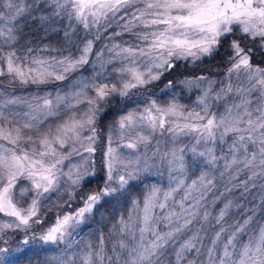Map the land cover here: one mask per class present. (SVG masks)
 Listing matches in <instances>:
<instances>
[{
    "label": "snow or ice",
    "instance_id": "1",
    "mask_svg": "<svg viewBox=\"0 0 264 264\" xmlns=\"http://www.w3.org/2000/svg\"><path fill=\"white\" fill-rule=\"evenodd\" d=\"M51 2L55 15H66L89 35L95 29V35L82 42L78 56L29 61L27 55L4 52V45L14 47L17 36L2 23L15 20L29 6L24 0H5L10 15L0 11V242L8 244V237L19 245L0 247V264L4 254L15 250L23 256V249L37 240L66 245L41 264H165L170 254L175 264H264V223H254L264 209V194L259 204L242 212L241 203L225 196L234 189L250 193L264 181V59L256 62V53L264 58V0ZM40 19L47 22L48 17ZM114 28L118 30L108 36ZM72 35L65 32L69 43ZM124 35L130 39L122 40ZM102 38L109 42L96 50ZM209 58L217 67L225 65L218 89L213 88L211 65L205 64ZM189 59L194 66L185 64L186 75L179 78L177 62ZM89 64L92 76L70 80ZM242 76L246 84L240 82ZM161 81V94L170 100L161 104L149 99L142 109L124 112L105 126L102 136L96 125L105 102L127 100ZM55 82H63L68 91L56 87L55 95L27 98L9 92ZM205 82L208 87L193 108L179 102L176 88L183 92ZM84 104L88 107L80 111ZM156 133L166 135L172 146L160 152L158 141L151 156L139 154ZM188 153L198 175L189 173ZM157 155L168 170L169 186L146 185L142 198L130 200L126 215L114 218L107 234L73 240L71 230L101 202H110L107 198L117 191L113 184L130 192V181L151 174ZM73 158L78 162L72 163ZM101 172L102 181L90 187ZM242 174L244 180L239 179ZM66 187L74 190L68 199L52 202L53 196L61 199ZM76 199L80 206L73 210ZM46 201L57 209L54 218ZM209 203L219 211L209 210ZM43 250L26 248L37 258Z\"/></svg>",
    "mask_w": 264,
    "mask_h": 264
},
{
    "label": "trees",
    "instance_id": "2",
    "mask_svg": "<svg viewBox=\"0 0 264 264\" xmlns=\"http://www.w3.org/2000/svg\"><path fill=\"white\" fill-rule=\"evenodd\" d=\"M24 4L29 6V10L23 13L21 16L17 17L12 21H3L6 27H13L14 34L17 36V40L14 42V47H9L4 45V52L15 51L18 57H24L27 55L28 59H31V56L36 54H41L43 56H61L66 54H72L75 52V49L78 43L83 39V35L77 32V37L74 41L69 43V39L65 37V32H70L71 27H76L75 21H69L67 16L64 14L54 16L56 11L55 5L52 4L50 0L43 5H39L37 0H24ZM39 9V10H38ZM0 11L4 12L6 15H10L7 7H5V0H0ZM48 17L47 22H42L41 17ZM71 24V27L69 25ZM128 36L124 35L123 37ZM126 40V39H125ZM128 40V39H127ZM28 49H32V52L29 53ZM218 59V58H217ZM261 59H264L260 56L259 53H256V62L259 63ZM205 64L211 65V71L213 75L212 79L218 80L225 72V65L216 66V61L209 58L205 61ZM166 80V78H165ZM165 81L157 82L158 85H162ZM157 100L160 99H171V96H162L159 89H156V94L152 95ZM179 99V98H178ZM181 101V99H179ZM184 103V102H183ZM186 103H184L185 105ZM130 104H127L129 106ZM126 107V106H125ZM125 107L121 110L116 108H106V110L98 116L99 119V131H102L104 127L108 124L105 123L106 120H109L110 117L117 116L120 114V111H123ZM109 122V121H108ZM102 134V132H101ZM187 157V156H186ZM97 162L100 157L97 155ZM188 165L190 161L186 160ZM197 167L193 168L189 166V173L197 171ZM103 173L101 172L99 177L93 179L90 187L95 188L97 184L102 181ZM156 181V176L149 174L147 179L140 181H131L133 185L130 190V194L119 201H114L112 198H107L110 202H102L100 205L103 208V216H95L93 218L92 213L86 216L84 223L81 224L78 231L73 235H77V241L80 240H91L93 238L92 234L99 235L100 233L107 234L111 229L114 218H119L122 214L127 213V209L130 206V200L136 197H141L146 189V185H152ZM79 199L73 200L71 202V208H76V204H79ZM31 234V233H30ZM8 240L6 247H12L15 249L19 245L15 244L13 241L9 240L8 237H5ZM52 245H45L42 247L43 251L40 252L39 258L33 255L31 252L26 251V248H36L34 242L31 245L26 246L23 251L24 255H21V252L12 251L6 253V259L4 264H41V262L51 256L59 255L60 246L51 247ZM57 248V253L53 252ZM37 249V248H36Z\"/></svg>",
    "mask_w": 264,
    "mask_h": 264
},
{
    "label": "rangeland",
    "instance_id": "3",
    "mask_svg": "<svg viewBox=\"0 0 264 264\" xmlns=\"http://www.w3.org/2000/svg\"><path fill=\"white\" fill-rule=\"evenodd\" d=\"M75 24H76V27H71L70 28V33H74V35H72L70 37L71 41H74L75 40V38L77 37V32H79V34H82L83 35V39L78 43V45H77L74 53H72V54H66V55H61V56H56L57 59L61 58L62 56H67V55L78 56L79 55L78 48H79V46L82 45V42L85 39H91V38H93V36L95 35V29H93L92 30V34L89 35L88 30L84 29L82 25H79L77 23H75ZM113 30H118V29H115L114 28L112 30H109L108 33H107V35L110 36L111 35V32ZM127 39L129 40L130 37L129 36L122 37V40H124V41H127ZM108 42L109 41L107 39H104V38L100 39L99 41L96 42V46H95L96 47V50H99L105 43H108ZM117 42H120V41H117ZM33 57H38V58H42V59H50L53 56L47 57V56H43L41 54H39V55L36 54V55L31 56V59ZM92 59H95L94 55H93ZM177 63L179 65V69H178L179 72L180 73H183L185 75H186V73H184V65L186 64L189 68H191V67L194 66V62L191 59H189L187 61L180 60ZM118 66H119V64L114 65V67H118ZM108 71L111 72V68H109ZM92 73H93L92 65L89 64V65L86 66V70H78L74 75L71 76L70 80L77 79V78H79L81 76L84 77V78H88V77L92 76ZM197 74H199V73H197ZM106 75H107V73H106ZM181 78H183V76ZM113 79H114V77H113ZM223 80H224V74L218 80H215L216 81V84L213 85V88L218 89L219 87L223 86L222 83H221V81H223ZM232 80H233L234 83L237 82V77H236L235 74L233 75ZM240 82H244L245 84L247 83L246 82V79L243 76L241 77V81ZM56 87H61L62 88V91H68L67 88H64L63 87V82H55L54 85H49V86L25 85V86H22V87H13V88H9V92H11L14 95L24 96V97L27 98V97H30L32 94L43 95L44 92H52L53 95H55ZM206 87H208V85L205 82L204 84H202L200 86V88L193 87L190 90L187 89V88H185L183 90V95H180L179 93H177L176 96H177V98L181 99V101H179L180 103H182V104L186 103L185 106L187 108L191 109V108H193L195 106V101H196L197 96H199L202 93V89L203 88H206ZM88 94L91 96L94 93L89 92ZM151 99H155V98L151 96ZM167 100H169V99H166V100L160 99V100H158V102L161 103V104H163ZM143 106H144V102H141L139 104H130L129 106L126 105L125 109L123 111H120L121 112L120 114H118L117 116H114L113 118L111 116L109 120H106L105 121V123L107 122L109 124L110 121L114 120L116 117H118L119 115L123 114L124 112H127V111H129V110H131L133 108H141L142 109ZM86 108H87V104H84L83 107L80 109V111H83ZM100 132H102V136L103 135H106L107 134L106 127H104V129L102 131H100ZM85 134H87V133H85ZM154 135H155L156 138H159L160 137V134L159 133H156ZM187 142H188V140L185 139V143H187ZM153 143H155L154 140H153ZM113 146H115V144ZM124 151L126 152L127 150H124ZM186 160H189L191 162L189 166H191L193 164L192 157H191V153H188L187 154ZM77 162H78V158H73L72 163H77ZM65 171H67V168H65ZM162 171H163V175L162 176H161L160 172H155V171L151 172V175H155L156 176V181L153 184L158 185L159 187L166 189L169 186L168 173H167L166 170H162ZM196 174L197 175L199 174V168L197 169ZM245 178L246 177L242 174L239 179L240 180H244ZM130 183H131V181H130ZM23 186L24 185L22 184L21 187H23ZM220 191H223V188H221ZM242 191H243V189H234L232 195H229L228 193H225V196L227 198H235L237 200V202L241 203L244 207L251 208L252 205L247 204V201L237 199V197L239 196V194ZM16 192L18 194L19 193V189H16ZM216 195H219V192H217ZM53 197H55V199L52 200V202H56L58 200L57 197L56 196H53ZM177 199H179V196H177ZM209 199H211V198H209ZM52 202L46 201L45 202V208L48 209L49 207H51V203ZM256 203H259V202L256 201ZM217 204L219 205V207H223V203H221L220 201H217ZM76 205H77L76 207L80 206L79 204H76ZM208 207H209V210H212L213 208H215V210L217 212L219 211V208H216V206L215 205H212L211 203L208 204ZM72 209L74 210L75 208H72ZM65 211H67V209H65ZM232 211L236 215L239 214L238 211H237V209H235V208H233ZM239 211L242 212L243 211V207ZM55 214H56V211H51L52 218H54ZM249 214H251V213H249ZM261 215L262 214L259 211L256 213V221L254 223H256V222H258V223H264V220L261 219ZM46 218H48V217H46ZM80 226H81V224L77 228L71 230V232H72V239L73 240H76L77 241V239H78L77 238V235L75 236L73 234L76 231H78V229L80 228ZM241 239H242V241H245L246 242L248 240V235L247 234L242 235ZM5 240H6V238H5ZM54 246L55 247H57V246H60L61 247L59 254H61L62 251H63V249L66 247V245L64 243L53 244V246H51V247H54ZM0 247H6V244L3 243V242H0ZM53 252H55V254H56L57 253V248ZM191 258H192L191 256H188V259H191ZM5 259H6V254H4V257H3V260L4 261H5ZM168 261H171L172 264H175L174 254L166 255V257H165V264H167ZM184 264H187V260L184 262Z\"/></svg>",
    "mask_w": 264,
    "mask_h": 264
},
{
    "label": "clouds",
    "instance_id": "4",
    "mask_svg": "<svg viewBox=\"0 0 264 264\" xmlns=\"http://www.w3.org/2000/svg\"><path fill=\"white\" fill-rule=\"evenodd\" d=\"M47 2H48V0H38V4L39 5H43V4L47 3ZM53 15L57 16L55 14H53ZM182 76H183V73H181L179 78H181ZM4 83L7 86V82H4ZM157 88L159 89V91L161 93V89L164 88V83L162 85H158ZM157 88H155V89L148 88L146 91L136 92L134 95L129 97L127 100L125 98H119L118 100L117 99L111 100L110 104L105 102L102 105L101 112L98 113V115H101L106 110V108H109V107L116 108V109H123L127 104H139L141 102H146L147 100L151 99L152 95L156 94V89ZM165 91H171V90L170 89H165ZM149 93H151L152 95H149ZM175 93L176 94L179 93L180 95H183V92L181 91L180 88H176L175 89ZM98 125H99V119L97 120V125H96L97 128H98ZM153 140L155 141V143H153ZM158 141H159L160 152H164V151H166L168 148H170L172 146L170 143H168V137L166 135L165 136H160L159 138L155 137L154 139H152L151 144H150V146L147 149L143 145L140 146L139 154H143L145 151H147L148 155L151 156L152 151L155 149ZM187 143H185V139H183V144H187ZM177 146L179 147L180 144L178 143ZM151 163L154 164V167L152 168L151 172H153V171L160 172L161 176L163 175V171L162 170H166L167 173H168V170H167L165 164L161 162L159 155H157L154 158V160L151 161ZM148 176H149V174H144V175L140 176L138 179H136L134 181L142 182L144 179H147ZM168 177H169V173H168ZM260 185H264V181H258L257 182V187L253 191H251L250 193H243L242 194V192H241L239 194V196L237 197V199L247 201V204L252 205V207H253V203H256V201H258L260 203V196L262 194H264V188L260 187ZM113 187H115L117 189V191L114 192L112 194V196L109 197V198H112L114 201H119V200H121L123 198H126L130 194V192H128V191L119 189L118 185H116V184H113ZM73 192H74V190L72 188H67L66 187L64 189H61L62 197H61L60 200H57L56 203H61V202L63 203L64 200L68 199V194L69 193H73ZM54 199H55V197H52V200H54ZM259 203H256V204H259ZM101 204H102V202H101ZM243 208H249V207H244L243 206ZM48 210L49 211H57V209L55 207H49ZM103 211H104L103 208H101L100 206L97 207L92 213L93 218H95V216H97V215H100L102 217L103 216ZM259 212L261 214L264 213V209L260 210ZM34 244L36 245L37 249H40V248L45 246L42 242H40L38 240L34 241Z\"/></svg>",
    "mask_w": 264,
    "mask_h": 264
}]
</instances>
